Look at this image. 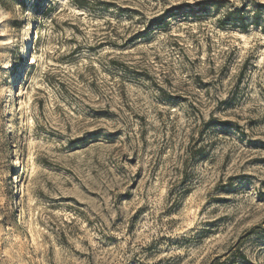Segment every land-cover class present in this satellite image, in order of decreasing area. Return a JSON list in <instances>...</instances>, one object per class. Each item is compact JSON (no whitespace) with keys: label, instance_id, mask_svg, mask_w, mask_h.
<instances>
[{"label":"rangeland","instance_id":"rangeland-1","mask_svg":"<svg viewBox=\"0 0 264 264\" xmlns=\"http://www.w3.org/2000/svg\"><path fill=\"white\" fill-rule=\"evenodd\" d=\"M258 4L0 0V264H264Z\"/></svg>","mask_w":264,"mask_h":264},{"label":"trees","instance_id":"trees-1","mask_svg":"<svg viewBox=\"0 0 264 264\" xmlns=\"http://www.w3.org/2000/svg\"><path fill=\"white\" fill-rule=\"evenodd\" d=\"M78 3H79V2H78ZM78 5L83 6V5H85V4H83L82 2H80ZM262 8H264V4H258V5L256 6V9H257V10H260V9H262ZM242 18H245V16H242Z\"/></svg>","mask_w":264,"mask_h":264},{"label":"clouds","instance_id":"clouds-1","mask_svg":"<svg viewBox=\"0 0 264 264\" xmlns=\"http://www.w3.org/2000/svg\"><path fill=\"white\" fill-rule=\"evenodd\" d=\"M10 66V65H9Z\"/></svg>","mask_w":264,"mask_h":264}]
</instances>
